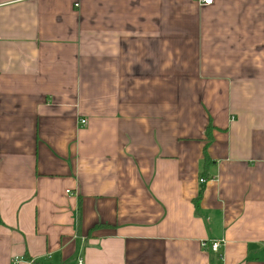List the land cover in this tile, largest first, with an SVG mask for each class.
Wrapping results in <instances>:
<instances>
[{
    "label": "crops",
    "instance_id": "obj_1",
    "mask_svg": "<svg viewBox=\"0 0 264 264\" xmlns=\"http://www.w3.org/2000/svg\"><path fill=\"white\" fill-rule=\"evenodd\" d=\"M212 1L0 0V264H264V0Z\"/></svg>",
    "mask_w": 264,
    "mask_h": 264
},
{
    "label": "built area",
    "instance_id": "obj_2",
    "mask_svg": "<svg viewBox=\"0 0 264 264\" xmlns=\"http://www.w3.org/2000/svg\"><path fill=\"white\" fill-rule=\"evenodd\" d=\"M212 0H197V3L200 7H207V6H210L212 5ZM82 124H84L85 122L84 121H81ZM202 247L203 248H206V244L203 243L202 244ZM219 248H220V243L218 242H214V243H211L209 246H208V250L211 252V253H217L219 251ZM77 264H83V262L81 260H78Z\"/></svg>",
    "mask_w": 264,
    "mask_h": 264
},
{
    "label": "trees",
    "instance_id": "obj_3",
    "mask_svg": "<svg viewBox=\"0 0 264 264\" xmlns=\"http://www.w3.org/2000/svg\"><path fill=\"white\" fill-rule=\"evenodd\" d=\"M209 133V128L206 130V135ZM206 156V155H205ZM206 158V157H205ZM204 181V180H203ZM201 194H202V191L200 190L199 193H198V197L195 199L194 201V206L197 208V203L201 197ZM212 262V261H211Z\"/></svg>",
    "mask_w": 264,
    "mask_h": 264
}]
</instances>
